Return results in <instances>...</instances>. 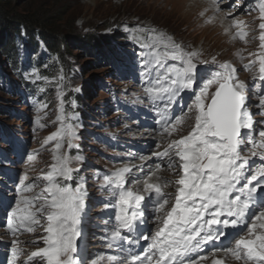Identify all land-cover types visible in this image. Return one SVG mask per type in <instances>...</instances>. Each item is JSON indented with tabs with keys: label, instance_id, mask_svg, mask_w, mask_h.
Instances as JSON below:
<instances>
[{
	"label": "snow or ice",
	"instance_id": "6c2138e0",
	"mask_svg": "<svg viewBox=\"0 0 264 264\" xmlns=\"http://www.w3.org/2000/svg\"><path fill=\"white\" fill-rule=\"evenodd\" d=\"M212 7L219 11L216 0ZM255 10V28L234 17L224 29L232 41H258L247 58L243 50L235 53L251 73V92L231 62L212 56L216 70L199 75L198 65L209 63L200 50H186L155 28L134 34L142 49L143 95L156 109L160 142L140 163H122L102 177L109 198L104 208L113 209L114 223L101 240L116 254L85 256L77 243L88 191L83 180L71 183L78 170L63 149L75 146L76 126L68 122L72 115L65 113L58 85L53 123L59 128L41 145L52 144V163L35 177L27 171L19 177L15 203L0 225L12 237L6 264H264V127L256 128L249 106L255 97L264 116V0ZM185 92L191 104L179 114L170 111ZM35 123L46 127L39 116ZM27 159L34 162L37 154ZM38 231L34 240L19 239ZM28 244L30 253L22 246Z\"/></svg>",
	"mask_w": 264,
	"mask_h": 264
},
{
	"label": "rangeland",
	"instance_id": "374dc122",
	"mask_svg": "<svg viewBox=\"0 0 264 264\" xmlns=\"http://www.w3.org/2000/svg\"><path fill=\"white\" fill-rule=\"evenodd\" d=\"M258 3L259 0H216L219 12H214L191 0H23L21 11L29 9L52 17L56 31L68 35L72 42L69 52H64L61 58L51 56L37 36V45L27 46V36L19 39L18 71L11 55L0 47V225L15 203L19 177L25 171L35 177L41 170L47 171L52 163V144L41 145L59 128V124L53 123L59 110V85L65 113L72 115L68 122L76 126L75 146L63 149L73 158L71 166L78 170L73 173L71 183L74 186L83 180L88 191L82 235L77 243L85 256L116 254L105 248L101 240L114 219L113 209L104 208L109 198L100 187L102 177L122 163H140L139 157L149 156L160 142L158 130L150 128L148 121L149 125H145L137 116L147 120L149 105L143 95L142 49L134 34L139 35V29L155 28L186 50H200L201 59L209 63L198 65L199 75L216 70L212 56L217 63L231 62L251 92L254 91L251 73L242 70V62L235 53L243 50L247 58L249 52L256 51L258 41L245 44L238 39L232 41L229 35L225 41V31L217 25V14L223 13L228 22L235 17L255 28L259 23L255 10ZM210 19L212 22H208ZM92 36L112 41L113 56L100 57L99 49L94 51L88 45L91 42L85 41L88 37L92 40ZM187 102L191 104V98ZM40 105L47 107L38 112ZM257 105L258 100L250 96L249 106L259 129L264 127V116ZM38 116L46 127L36 125ZM150 130L155 133L153 138ZM33 153L37 159L29 162L27 157ZM146 166H150V160ZM163 176L172 178L166 171ZM41 234V231L24 233L19 239L27 242ZM11 239L0 226V251L6 253V258L10 255ZM22 246L28 253L34 250L30 244Z\"/></svg>",
	"mask_w": 264,
	"mask_h": 264
},
{
	"label": "trees",
	"instance_id": "16d2710c",
	"mask_svg": "<svg viewBox=\"0 0 264 264\" xmlns=\"http://www.w3.org/2000/svg\"><path fill=\"white\" fill-rule=\"evenodd\" d=\"M23 0H0V47L11 55L15 71L21 66L20 51L16 43L27 36V46L37 45V38L43 42L51 56L63 57L64 52H69L72 39L68 35H60L53 23L52 17L40 15L37 11L29 9L21 11ZM78 37V36H77ZM88 37L85 41L94 51L99 49L100 57H111L112 41H100L95 36L92 40ZM90 47V48H91ZM38 59V57H37ZM42 65L39 66V68Z\"/></svg>",
	"mask_w": 264,
	"mask_h": 264
},
{
	"label": "bare ground",
	"instance_id": "6f19581e",
	"mask_svg": "<svg viewBox=\"0 0 264 264\" xmlns=\"http://www.w3.org/2000/svg\"><path fill=\"white\" fill-rule=\"evenodd\" d=\"M192 2H194L195 4H199V5H201L202 7H204V8H208L209 10H213L214 12H219V11H216V10H214V8L212 7V2H211V0H191ZM219 17V20L217 21V25H218V27L220 28V29H225V26H227L228 24H229V22L227 21V19L224 17V14L223 13H218L217 14ZM223 35H224V40L226 41L227 39H228V35L227 34H225V33H223ZM154 132H152L151 130H150V138H153L154 137ZM152 163H153V161L152 160H150V165H152ZM147 167L148 166H146L145 167V170H147ZM167 172V171H166ZM164 173H165V171H163L162 173H161V175L163 176L164 175ZM171 189H169V191H170Z\"/></svg>",
	"mask_w": 264,
	"mask_h": 264
}]
</instances>
